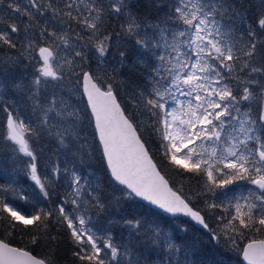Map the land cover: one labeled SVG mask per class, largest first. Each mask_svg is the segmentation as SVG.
Segmentation results:
<instances>
[{
    "label": "snow or ice",
    "instance_id": "snow-or-ice-1",
    "mask_svg": "<svg viewBox=\"0 0 264 264\" xmlns=\"http://www.w3.org/2000/svg\"><path fill=\"white\" fill-rule=\"evenodd\" d=\"M260 3L254 28L245 0H175L155 17L134 10V0H0V47L17 49L19 43L20 56L35 63L30 85H11L27 91L35 122L15 101L2 99L10 86L0 80L3 138L29 158L26 174L45 199L62 179L71 189L55 207L34 204L29 215L9 199L29 202L28 197L12 184L0 185V227L9 235L31 231L36 244L41 235L56 240L50 224H66L80 264H150L154 253L160 264H180L173 257L181 254L189 264L197 241L178 245L135 216L110 219L101 234L88 214L95 209L99 215L109 205L119 210L122 202L139 198L172 216L190 218L217 244L223 239L238 247L237 239L247 238L244 260L264 264V0ZM5 6L15 17L12 22L6 23ZM145 7L159 13L166 5L149 0ZM113 18L121 22L118 31L110 32L106 22ZM14 62L12 57L0 60ZM122 69L130 76L117 81ZM132 75L143 83L136 84ZM41 85H51L52 91L42 96ZM74 86L82 87L90 114L75 106L74 92L65 94ZM117 88L130 108L122 106ZM142 133L159 141L171 166L202 181L198 192L185 196L169 185ZM43 135L71 157V169L56 163L44 177L39 174L32 142ZM97 153L112 188L109 205L102 196L104 181L91 169ZM241 183L251 187L233 188ZM201 198L204 209L193 203ZM216 210L213 230L206 216ZM115 224L128 229L126 243L114 242ZM0 264L49 262L0 240Z\"/></svg>",
    "mask_w": 264,
    "mask_h": 264
},
{
    "label": "trees",
    "instance_id": "trees-1",
    "mask_svg": "<svg viewBox=\"0 0 264 264\" xmlns=\"http://www.w3.org/2000/svg\"><path fill=\"white\" fill-rule=\"evenodd\" d=\"M23 2V0H21ZM107 4L108 0H103ZM149 0H134L135 9L141 15L145 13L150 14L155 17L158 14L163 15L167 11V5L175 2V0H164L166 7L157 13L155 8H146ZM246 4V16L248 18V23L254 28H257L255 21L261 11L262 5L260 0H245ZM10 17L9 21L15 20V17L11 15L10 10L5 9ZM19 23V21H15ZM121 21L113 18L106 22V28L108 31H118V24ZM243 31V29H241ZM21 38L23 37V32H21ZM20 45L18 43L17 49H8L6 46L0 47V60L5 57H12L15 61L14 63H0V80L6 82L10 87L6 91L5 95L2 97L4 101L8 104H12L13 101L16 102L18 106L23 108L24 114L31 119L33 122L36 121V116L31 112L30 107L26 102L27 91H19L11 87L14 82H23L25 85H30L31 81L35 75V63H29L20 56L18 51ZM110 59V58H109ZM131 63V60L129 61ZM92 70L96 69L95 62L91 64ZM130 73L127 69H122L120 73L117 74V81L125 80L129 78ZM136 84L143 83L142 78L132 75L131 77ZM77 88L79 89L77 91ZM52 91L51 85L45 87L41 85V95L45 93H50ZM119 92V100L123 106L131 107L127 104V97L124 95L123 91L117 88ZM65 94L69 92H74L75 95L72 96L75 106L85 111L87 109V101L85 96L82 94V87L74 86L71 88L66 87L64 89ZM2 105H0V185L12 184L18 190H21L27 197L29 202H24L27 207L26 214H31L34 211L33 205H39L40 207L49 208L55 207L59 204L65 196L66 192H70L71 189L68 184L63 179L57 182L58 186L54 185L50 188V197L45 199L40 193L39 188L26 174V162L28 157H24L18 152H14L15 147L10 141L4 140L5 135V125L6 115L2 110ZM89 133L93 131L92 128L88 129ZM144 140L156 160L161 171L168 177L172 185L182 191L185 196H192L194 192H198L202 181L198 182V178L192 176L189 173H184L181 170L175 169L171 166L167 160L164 158L162 151L159 149V141L155 137H150L147 133H142ZM91 141V137H89ZM95 143L98 144V141ZM33 149L37 155L38 162V172L41 176H45L50 171L51 167L60 163L63 166L65 163L71 169L73 167V162L70 156L64 154L62 150L59 149L56 141L48 137L47 135L41 136L38 141L32 142ZM99 153L96 154L95 158L90 161L91 169L95 170V174L104 181L102 184V196L104 203L109 205V199L112 195V188L107 185V177L105 175V166L101 164L99 160ZM76 166L79 168L80 165L78 161ZM87 165L84 166L87 169ZM85 174L87 172L85 171ZM249 185L241 183L238 186H233L236 190L246 191ZM119 195V193H116ZM14 204L17 202H22V200H17L9 196ZM194 205L198 208L204 209L205 205L203 198L200 200H194ZM68 210H71V205L66 206ZM92 216V223L98 228L108 226V221L119 220L121 217L132 218L133 216L137 218L144 219L148 222L150 226H158L164 233L174 237V242L181 246L190 245L193 241L198 242L196 249H190L187 260L190 264L191 261L195 260L196 264H244L242 261V249L247 244L248 239H237L238 247H234L230 242L226 240H221L219 244L211 241L209 235L205 230L196 226L192 221L184 217H170L164 215L160 211L150 207L139 199L135 198L129 200L128 202H122L119 210L115 206L109 205L104 212L99 213L95 209H91L88 213ZM204 214V213H203ZM220 214L219 210L212 214L206 216L209 226L216 230V216ZM31 227V226H30ZM178 227H187V232L178 231ZM51 236H55L56 240L51 241L50 238H46L41 235L39 237V242L36 244L31 243V237L34 234L28 230L17 229L11 235L8 231H5L3 227H0V238L4 241L30 250L35 255L47 260L49 264H80V262L73 256V252L76 251V247L72 242L70 231L67 229L66 224H50L49 228ZM111 232L114 238V242L117 244H122L127 242L128 229L122 227L119 224H115L111 227ZM262 238V237H257ZM139 254V253H137ZM145 255H148L145 253ZM143 259V258H142ZM179 260L180 264H185V255L181 254L179 256H174L173 261ZM150 264H160V259L158 254H152Z\"/></svg>",
    "mask_w": 264,
    "mask_h": 264
},
{
    "label": "water",
    "instance_id": "water-1",
    "mask_svg": "<svg viewBox=\"0 0 264 264\" xmlns=\"http://www.w3.org/2000/svg\"><path fill=\"white\" fill-rule=\"evenodd\" d=\"M85 99H86V101H87L86 96H85ZM120 102H121V101H120ZM122 106H123V105H122ZM145 146H146V148L148 149L149 154L152 156V154H151V152H150V150H149V148H148V146H147L146 143H145ZM152 158H153L154 163L157 164V162H156V160L154 159L153 156H152ZM157 167H158V170L160 171L161 175H163V176L165 177V179L169 181V185H170L174 190H178V189H176V188L172 185V183H171V181L168 179V177H167V176L161 171V169L159 168L158 164H157ZM137 199H139V198H137ZM139 200L142 201V202H144L145 204L149 205L150 207H152V208H154V209L160 211V212L163 213L164 215H167V216H170V217H173V218H176V217H183V216H172V215L169 214V213H165L162 209H159V208H157V207L154 206V205H150L147 201H143V200H141V199H139ZM202 214H203V213H202ZM184 218H187V219L190 220V218H188V217H184ZM190 221H191V220H190ZM192 222H193V221H192ZM193 223L195 224V222H193ZM196 226L200 227L199 225H196ZM0 240H3V239L0 238ZM5 242H6V241H5ZM7 243H8V242H7ZM9 244H10V243H9ZM10 245L13 246V247H18V246L12 245V244H10ZM25 250H27V249H25ZM27 251L31 252L30 250H27ZM31 253H32V255L36 256L37 258L43 259V258H41V257H39V256H37V255H35L33 252H31ZM242 261H243L244 264H247V262H246V261L244 260V258H243V254H242Z\"/></svg>",
    "mask_w": 264,
    "mask_h": 264
},
{
    "label": "rangeland",
    "instance_id": "rangeland-1",
    "mask_svg": "<svg viewBox=\"0 0 264 264\" xmlns=\"http://www.w3.org/2000/svg\"><path fill=\"white\" fill-rule=\"evenodd\" d=\"M42 177H44V176H42ZM23 213H26V211H27V207H26V205H24V202L22 201V202H17V204H15ZM99 228V227H98ZM105 227H101V229H102V232H101V234H103V230H107V228H108V226H107V228L106 229H104Z\"/></svg>",
    "mask_w": 264,
    "mask_h": 264
}]
</instances>
